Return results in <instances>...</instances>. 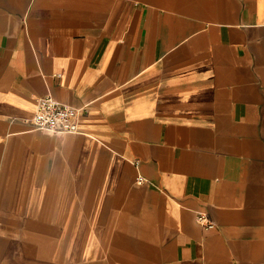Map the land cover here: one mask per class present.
Wrapping results in <instances>:
<instances>
[{
  "label": "crops",
  "instance_id": "0c3cea01",
  "mask_svg": "<svg viewBox=\"0 0 264 264\" xmlns=\"http://www.w3.org/2000/svg\"><path fill=\"white\" fill-rule=\"evenodd\" d=\"M0 264H264V0H0Z\"/></svg>",
  "mask_w": 264,
  "mask_h": 264
},
{
  "label": "built area",
  "instance_id": "2783aa9c",
  "mask_svg": "<svg viewBox=\"0 0 264 264\" xmlns=\"http://www.w3.org/2000/svg\"><path fill=\"white\" fill-rule=\"evenodd\" d=\"M77 117L78 110L75 108L52 97H45L37 100L32 122L41 131L76 134L80 131ZM142 182L143 178H139L138 183ZM196 222L206 229L214 228L203 213L196 214Z\"/></svg>",
  "mask_w": 264,
  "mask_h": 264
}]
</instances>
